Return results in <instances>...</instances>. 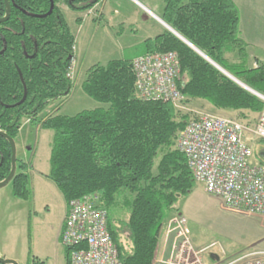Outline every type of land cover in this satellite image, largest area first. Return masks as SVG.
Returning <instances> with one entry per match:
<instances>
[{
    "label": "trees",
    "instance_id": "trees-1",
    "mask_svg": "<svg viewBox=\"0 0 264 264\" xmlns=\"http://www.w3.org/2000/svg\"><path fill=\"white\" fill-rule=\"evenodd\" d=\"M102 1L54 0L77 13L88 12ZM12 2L17 7L12 6L8 20L0 23V130L16 139L28 121L53 131L46 177L66 204L100 194L121 263L153 264L167 213L195 185L185 156L174 148L177 134L187 126V117L177 118L168 102L139 97L132 57L87 70L82 91L106 107L72 117L46 111L51 102L71 92L75 38L59 10L39 16L48 12V1ZM4 16L5 5L0 0V17ZM161 19L211 62L264 97V63L249 64L247 47L238 36L239 14L231 0H165ZM75 23L79 25L81 20ZM142 48V55L176 53L180 63L177 86L185 98L204 100L217 109L264 111V101L173 33L166 31ZM227 53H235L237 61L229 62ZM42 113L44 119L39 118ZM16 166L11 192L16 199L27 201L28 166L19 159ZM10 170V145L0 136V182ZM120 200L129 210V218L114 224L108 211ZM65 252L70 264L68 250ZM27 257L28 264H47L30 250Z\"/></svg>",
    "mask_w": 264,
    "mask_h": 264
},
{
    "label": "built area",
    "instance_id": "built-area-1",
    "mask_svg": "<svg viewBox=\"0 0 264 264\" xmlns=\"http://www.w3.org/2000/svg\"><path fill=\"white\" fill-rule=\"evenodd\" d=\"M132 71L143 101L168 102L178 110L186 109L177 86L180 63L176 53L136 57ZM258 97L264 101L263 96ZM197 113L176 139L193 180L224 208L264 220V163L255 161L249 145L251 140L264 142V111L252 126L233 118ZM162 235L167 257L156 258L153 264L157 260V264H264V251L247 250L229 261L213 250L214 244L195 243L186 219L179 214L166 222ZM60 244L68 250L70 264H122L107 228V213L96 195L68 203ZM211 254L218 259H211Z\"/></svg>",
    "mask_w": 264,
    "mask_h": 264
},
{
    "label": "rangeland",
    "instance_id": "rangeland-1",
    "mask_svg": "<svg viewBox=\"0 0 264 264\" xmlns=\"http://www.w3.org/2000/svg\"><path fill=\"white\" fill-rule=\"evenodd\" d=\"M131 2L133 1L106 0L105 4L125 12L136 10V7ZM156 2H160L162 7H164L163 0H156ZM90 11L84 12L83 17L91 16ZM141 11L145 16L150 18V15L146 11ZM242 13L244 15L243 33H246L248 37L247 42L250 45L248 49L252 57L250 59V65L255 66L256 61L264 63V15L261 16L257 12L254 13V11L246 7H243ZM64 15L71 32L75 36L74 58L69 73L72 81V89L70 94L65 98L51 102L46 111L61 116L72 117L83 111L106 107L94 101L82 91L81 84L85 79L87 70L94 65H106L111 60L131 58L133 53L141 51L143 48L139 44H136V47L133 45L131 47L130 44L141 42L144 38L141 33L128 31L127 27L124 30V34H122L123 30L117 22L107 26L105 22H101L100 20L93 22L91 17L78 30L77 24L74 21L77 14L66 9L64 10ZM92 18L95 19V17ZM135 34L136 38L133 36ZM227 59L230 62L237 61L235 54L228 55ZM181 105L186 109L178 110L171 104L177 113V118L186 116L188 122L198 117L197 112L220 116L185 97ZM258 114L260 113L247 112L227 118H233L248 124V126H252ZM44 116L46 115L42 113L39 118H44ZM52 135L53 131L51 130L37 132L35 126L27 125L23 129L19 139H16V142H20L19 145L26 143L32 146L34 150L37 147L35 156L34 150L28 154L30 162L32 161L31 164L33 162L35 164L37 159L40 160V165L32 166L35 170H41L42 167L49 168ZM249 145L252 147L254 153L257 154L255 161H264V158L259 156V153L264 150V142L251 140L249 141ZM174 148L178 149L177 141L175 142ZM159 158L155 160L153 172L156 171ZM33 189L35 188L33 187ZM36 189L35 204L40 206L43 203H48L51 206L48 207L52 208V213L57 212V203L59 202L57 198L52 197L47 191ZM95 195L98 196L100 204V194ZM33 202V195H31L30 201L27 203L28 210L31 211V216L33 215L31 210ZM20 204L23 203H17L15 204L17 206H15L7 200H3L0 204V234L2 237L16 238L15 245L17 248L22 243V235L27 234V232L29 235L28 242L30 243V233L32 232V223L29 222L31 216H29L28 211L21 208L22 205ZM108 212L109 219L114 224L128 221L129 210L124 207L122 200H120L114 210ZM177 214L182 215L186 219L190 237L195 243L200 242L203 246L214 244L215 247H213V250L224 256L226 260H234L247 250L264 251V220L259 216L234 212L224 208L215 196L205 192L203 185L195 182L190 194L180 198L175 205V209L173 208L167 213L159 235V247L156 256L158 260L167 257V251L163 250V227L170 218ZM38 215L42 217L43 212Z\"/></svg>",
    "mask_w": 264,
    "mask_h": 264
},
{
    "label": "crops",
    "instance_id": "crops-1",
    "mask_svg": "<svg viewBox=\"0 0 264 264\" xmlns=\"http://www.w3.org/2000/svg\"><path fill=\"white\" fill-rule=\"evenodd\" d=\"M106 0H103L100 4L95 6L91 11V16L83 17V13H75L77 16L74 18V21L77 19L81 20V23L77 25L78 30L83 27V25L86 23L87 19L91 17L93 22L101 21L105 22L107 26H110L114 22H117L122 31V34H124V30L127 27L128 31L134 33L138 32L143 35V41L141 42H135L133 44H130L131 47H136V44H139V46H143V44L147 41H153L158 36L162 35L166 31H169L166 27L167 24L164 23V21L161 19L164 7H162L160 2H156V0H132L131 2L135 7L136 10L132 11H125L122 12L119 9L112 8L105 4ZM165 0H163L164 2ZM234 6L236 7L238 14H239V23H238V31H239V38L244 42V44L247 47V52L249 55V64L251 54L249 53V44L247 42V35L246 33H243V7H246L249 10L254 11V13H259L261 16L264 15V0H231ZM141 10L146 11L150 18L145 16ZM64 15V13H63ZM65 17V15H64ZM92 17H95L92 18ZM66 20V19H65ZM67 22V21H66ZM168 26V25H167ZM170 32V31H169ZM172 33V32H171ZM136 38V34L133 35ZM75 38V36H74ZM133 45V46H132ZM138 46V45H137ZM143 54V50L137 51L132 54V58H136ZM230 54L235 53H227L225 55L226 59L227 56ZM122 59V58H120ZM228 60V59H227ZM229 61V60H228ZM230 62V61H229ZM255 65V64H254ZM222 69V68H221ZM195 102H197L200 106L208 109L210 112L225 116V117H232L236 116L240 113H247L249 111H232L229 109H217L213 107L210 103L200 100V99H191ZM207 103V104H205ZM49 112V111H48ZM46 116H44L45 118ZM43 118V119H44ZM32 126L28 121H25L19 131L18 139L22 134L23 129L27 126ZM36 131H44V129H41L38 124H34ZM53 138V135H52ZM52 142V139H51ZM20 143V142H19ZM18 142L15 141L16 144V158L20 161L27 164V174L29 178V190H30V198L31 195H33V207L32 210V216L31 211L28 210L27 203L30 201V198L27 201L16 199L11 192V186L8 184L4 188L0 189V204L3 200L9 201V203L15 205L17 203H23L22 209L29 212L30 221L32 223V232L30 233V243L28 242V232L27 234H23L21 239L22 243L20 244V247H16L15 242L16 238L11 237H2L0 234V258L3 259H10L14 260L18 264H28L27 262V256L28 251L30 250L32 256L35 258L42 260L46 262L47 264H67L66 262V252L65 249L60 244V234L63 228V223L65 216L67 214L68 210V204L64 201L61 193L58 191L56 186L46 177L49 174L50 171V165L49 168L42 167L41 170H35L33 167L34 165H40V160L37 159L36 163L31 164L28 158V154H30L31 151L34 150V148L28 144H22L19 145ZM51 146V144H50ZM37 152V147L34 150V156ZM50 157V154H49ZM33 166V167H32ZM36 190H43L50 193V195L54 198H57L59 201L57 203V212L52 213V208L48 203H43L40 206L35 204L36 199V191L33 189V187ZM8 188V190H6ZM17 206V205H15ZM45 206V207H42ZM50 206V207H48ZM43 212V216L40 217L38 214ZM27 236V237H26ZM30 244V247H29ZM162 244V243H161Z\"/></svg>",
    "mask_w": 264,
    "mask_h": 264
},
{
    "label": "water",
    "instance_id": "water-1",
    "mask_svg": "<svg viewBox=\"0 0 264 264\" xmlns=\"http://www.w3.org/2000/svg\"><path fill=\"white\" fill-rule=\"evenodd\" d=\"M7 6V11H6V15L4 18L0 19V22H4L8 19L9 17V6H8V1L4 0ZM166 27L168 28V30L170 32H172L175 36H177L180 40H182L185 44H187L190 48H192L193 50H195L196 52H198L202 57H204L208 62H210L213 66H215L219 71H221L224 75H226L227 77H229L231 80H233L234 82H236L238 85H240L241 87H243L244 89L248 90L249 92L260 96L259 94H257L256 92L250 90L248 87H246L245 85H243L242 83H240L239 81H237L236 79H234L232 76H230V74H228L226 71H224L223 69H221L219 66H217L216 64H214L213 62H211L207 57H205L203 54H201L196 48H194L191 44H189L185 39H183L180 35H178L172 28H170L169 26L166 25ZM0 136H2L3 138H5L10 145L11 148V171L9 173V175L5 178V180H3L2 182H0V189L4 188L5 186H7L10 181L12 180V178L15 175L16 172V147H15V142L14 140L9 137L6 133L0 131ZM261 157H264V152L260 153ZM211 259L217 260L218 257L214 254L210 255ZM0 264H18L17 262H15L14 260H10V259H3L0 258Z\"/></svg>",
    "mask_w": 264,
    "mask_h": 264
},
{
    "label": "flooded vegetation",
    "instance_id": "flooded-vegetation-1",
    "mask_svg": "<svg viewBox=\"0 0 264 264\" xmlns=\"http://www.w3.org/2000/svg\"><path fill=\"white\" fill-rule=\"evenodd\" d=\"M8 1V6H9V10H10V12H9V16H10V13H11V8H12V6H14V7H17L13 2H12V0H7ZM46 1H48V6H49V10H48V12L46 13V14H41V15H39V16H42V17H46V16H49V15H51L52 13H53V11H54V9H57V10H59V12L60 13H64V10H66V9H69V7L66 5V4H64V3H55L54 2V0H46ZM3 2H4V5H5V15H6V11H7V6H6V3H5V1L3 0ZM18 9L22 12L23 11V9L22 8H20V7H18ZM70 10V9H69ZM70 11H72V10H70ZM24 12V11H23ZM74 12V11H73ZM75 13H77V12H75ZM64 16V15H63ZM5 17V16H4ZM4 17H2V18H4ZM1 17H0V19H2ZM9 18V17H8ZM8 20V19H7ZM6 20V21H7ZM6 21H4V22H6ZM0 23H3V22H0ZM1 131V130H0ZM17 139V138H16ZM16 139H13L14 140V142L16 141ZM15 147H16V144H15ZM10 150H11V148H10ZM16 163H17V158H16ZM12 166V165H11ZM16 170H17V166H16ZM11 171V170H10ZM10 173V172H9ZM16 173V172H15ZM9 175V174H8ZM11 182V181H10ZM10 184V183H9Z\"/></svg>",
    "mask_w": 264,
    "mask_h": 264
}]
</instances>
